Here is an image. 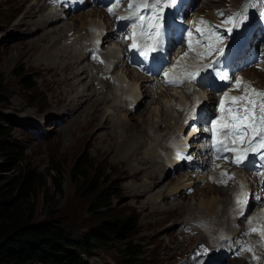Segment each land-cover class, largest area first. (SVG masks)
I'll return each mask as SVG.
<instances>
[{
    "label": "bare ground",
    "instance_id": "6f19581e",
    "mask_svg": "<svg viewBox=\"0 0 264 264\" xmlns=\"http://www.w3.org/2000/svg\"><path fill=\"white\" fill-rule=\"evenodd\" d=\"M21 1L25 2L26 0ZM35 1L40 3L42 0H31L30 7L32 12L29 11V15L26 16L27 20L25 18L18 19L16 16L6 22L5 25L3 24V26L6 29L10 27L9 32L17 31L24 33L25 31L18 29L22 28L25 24L26 26L27 24H31L32 29L36 28L38 31H44L46 29L48 30L52 24V22H49L51 17L67 19L65 11L58 9V5L62 3L63 7L67 3V0H54L55 2L48 6L49 9L47 8V10L44 9V6H39ZM101 1L103 5L111 2V0ZM84 4L85 2L80 3V5ZM245 4L248 5L247 12L245 13L246 19L241 21L239 29H236L233 24L222 23V20H226L228 15L242 12ZM218 6H222V8L212 11L205 10ZM121 8L123 10L122 16L129 15L127 4ZM121 8H115V15H118ZM203 10L205 12H200L201 14L196 18V23L199 25L201 18L210 22L209 25L205 26L204 30H207L210 26L215 36H221L223 43L217 45V47H222L226 51L222 56L218 55L217 52L211 56L201 58L194 52L189 51L187 47H183L177 53L172 63L168 65L170 69L166 71L175 78L184 79L185 71L190 72L201 69V76L203 78H198L197 81L193 82L185 80L183 83L184 87L181 89H179L181 86L165 89L160 85H156L153 80L149 79V76L142 73L138 68L131 69V64H127L124 70L116 71L117 66L121 65L125 60V47L119 43V39L118 41L114 40L118 35L119 27L115 26L114 20H109V17L106 15L108 11L102 7H97L88 13L86 12L87 14H83L85 16L79 15L81 18L79 29L74 28V26L68 29L66 28L68 25H64L66 28L64 29L65 32H58L60 35L58 34L59 36L55 37V39L53 37L54 34L51 33L54 29L51 32H45H49L48 34L43 33V36L41 35L36 40L38 48L42 50V54H39L40 60H43L41 61V63L43 62L41 68L46 70V75H51L52 80L58 77L56 80V89L50 101L51 108L49 107L50 109H47L46 119L53 123V127L55 128H58L61 124L65 125V130L69 132H72L73 129L71 130V128H76V141H83L84 139L82 140L81 134L84 133L83 135H87L94 129L92 135L90 136L91 133L89 134L90 138L88 142L93 140L96 143L90 145L95 148L103 161L111 158L117 164L116 167H113L115 170H120L117 173H121L122 175L118 180L131 179L136 184H138L137 182L140 183V191L133 192H137L139 199L147 198L143 206L146 209L152 208L155 210L157 204H160L159 202L164 203L167 199L178 194H184V197H186L185 193L187 192L191 194L190 196L193 201L188 209L189 217H187L188 220L182 221V224L186 221L188 223L180 226L182 231L180 233L183 234L184 240H190L191 238V244L197 243L198 240L204 242L209 239L206 246H211L212 248L201 257L195 256L193 260L185 258L181 264H213L212 261L214 259L223 255L231 259V264H264V247L261 246V237L259 234H251L250 232L252 227H258L264 230V167L259 166V161H257L256 167H252L251 165L237 167L223 159L215 160L217 164L209 172H195L197 174L196 177H193L195 174L193 172L180 173L178 174V178L176 176L177 180L171 186L172 188L169 185L159 187L164 172H171L172 170L180 172L185 167V165H180L175 161L174 154L177 151L176 145L193 140H200L202 135L207 133L205 129L197 131V127L195 126L186 136H183L184 129L190 125L189 119L192 118L191 121L196 125L208 121L211 116V113L208 112L209 109L218 105L225 91H227L229 97L233 94L241 96L246 94L244 87L247 84L257 91H264V78L261 80V77L264 76V50L258 62L249 66V69L241 74L244 82L240 90H237L234 85L230 87L231 81L218 85L216 81L204 77L210 71L213 73L226 72L231 76L234 71L247 65L253 59V54L248 50L249 47H253L254 43L261 38L263 40L262 45H264V0H251V2L250 0H211L210 2H203L200 11ZM151 11L154 12L155 10H145L144 12ZM221 11L226 14L224 17L218 14ZM37 12H39L40 17L43 16L44 20L41 19L40 22H32V19H30L31 14ZM164 15L166 27L163 30L162 53L155 60L150 58L147 61L137 56L138 60L140 59L148 64V68L145 69H150L159 60H162L161 64L165 63L164 56H166L170 47L177 40V38H173L170 40L169 45H167L166 35L169 29L168 24L172 18L170 11H167ZM255 20L256 24L258 20V27L259 25L260 28L262 27L260 32H257L255 25H252L253 22L255 23ZM94 25L98 26L94 27ZM227 28H233V32L227 33L225 31ZM91 29H95V31H91ZM72 30L74 31L73 35L68 37V32ZM28 33H32V30L29 29ZM128 35H130L129 31ZM215 36L208 35L200 37H209L210 42L215 43ZM87 39L93 41L91 45L89 44L90 46L86 44ZM50 40H53V45L49 44L48 47H45L46 45H43V43H50ZM137 40L140 43L144 42L143 37H138ZM96 41L99 49L93 45ZM68 42L71 44H68ZM108 42H113L114 47H110L108 56L105 55V52L102 53L100 60L104 61V63H100L94 58L97 57L96 51L104 49V44ZM33 46L34 44L29 45L28 50L32 49ZM234 46L241 50L235 53ZM9 47L11 48L10 44ZM194 47L197 53L200 52L196 46ZM15 48H19L20 52H24L26 45L19 43ZM185 52H188L186 57L184 56ZM133 53L136 52L128 50L127 54L131 55ZM231 54L232 57H230ZM187 58H193L195 61L186 66L183 63L184 59L186 60ZM86 60H88V64H84ZM106 61L107 64L105 65ZM209 64L212 65L211 68L207 67ZM64 72L68 74L67 77L60 79V74H64ZM95 73L98 75H95ZM114 73L116 74L114 75ZM67 78H73L75 80L74 83L69 85L68 89L71 91L69 94L61 90V87L66 85ZM86 79H89V82H86ZM95 84L100 85V88L98 89ZM196 86L200 87V90H197ZM139 88L148 96L147 98L155 99V95H158L157 98L159 99L150 104V117L144 119L142 116L138 121L139 124L136 125L135 123H131L134 114L133 110L143 106L144 103V99L140 100L144 94H140ZM91 90L93 92L88 93ZM247 94L250 95V90ZM172 96L180 100V104L177 106V112L175 110V116L171 114ZM184 98L192 101H185ZM252 98L258 102L262 99L259 97ZM195 100L196 104H194ZM92 103L94 104V115L88 114L86 111H80L84 107L83 104L89 105ZM106 104L107 107L105 108L104 105ZM230 104V100L226 101V108ZM97 105L102 107L100 108V112ZM134 105H137V107H134ZM103 108L105 109L103 110ZM203 111L207 113L202 114ZM59 114L63 115V120L57 119ZM219 115L220 113L218 111ZM171 117H173L174 122L170 124ZM18 121L21 122L19 119ZM84 122L89 127H94L85 132L87 127H83ZM141 125H143L142 128ZM105 127L112 128V131H100L101 133H99V130L105 129ZM138 129L141 133L139 136H137V133H134ZM143 133L145 135L144 137ZM207 163L205 160L201 162L205 168L207 167ZM227 164H229V168L226 167ZM224 171L235 175V179L229 180L227 186L217 183V181L222 179H228L227 177L221 176V172ZM241 171L251 173L237 177L236 173ZM202 184L207 185V187L199 190L201 192L200 198H193L195 191L201 188ZM213 184L219 185L222 189L213 187ZM241 184L244 185L243 189L240 187ZM127 186L131 187L133 185L127 184ZM157 187L160 189L154 193ZM225 192L227 193L226 195ZM241 192L248 196V203L244 207L243 213L235 202V197L240 195ZM172 207L175 208L176 204L171 205ZM170 229H173V227ZM233 229L236 231L234 232ZM172 236H175L174 233H172ZM193 241L195 242L193 243ZM185 242L189 243V241ZM184 243H182V253L185 252L186 248ZM242 246L251 247L253 249L252 253L241 251L237 255V250ZM195 250L197 252L198 248L196 247ZM254 257L256 258L254 259ZM169 258L173 259V256H169Z\"/></svg>",
    "mask_w": 264,
    "mask_h": 264
},
{
    "label": "rangeland",
    "instance_id": "374dc122",
    "mask_svg": "<svg viewBox=\"0 0 264 264\" xmlns=\"http://www.w3.org/2000/svg\"><path fill=\"white\" fill-rule=\"evenodd\" d=\"M91 1L95 2V8L102 7L103 9H105V7L107 6L103 5L101 0ZM184 1L185 0H182L183 3ZM201 1L202 0H200V2ZM210 1L211 0L203 2ZM54 2V0H42L40 3H37L39 6H44V9L47 10L48 6H50ZM30 3L31 0H26L25 2H22L21 0H0V88L3 91V95L5 94V92L7 94L9 91L6 103H4L3 101V103L0 105V120L4 119L3 121H0V124L9 129L10 135L13 136L12 140L20 144L22 152L20 163H10L5 160V158L0 156V186H5L11 179L18 176L23 167L30 166L31 169L36 173V175L41 178V182L38 183L36 189L37 191L35 197L33 198V204L35 205L36 209L35 220H60L64 224V226L72 233V235L77 238L79 236L85 235L90 229L99 225L101 223V219L103 218L102 214H97L92 210V208L97 205L98 195L91 193V190L88 189V184L91 179L95 178V180L100 184L104 183L106 186H111V188H113L114 192L116 193L111 201L112 206L110 209L111 211H109L110 214L121 216L122 218L127 219L131 218L134 221L138 220V230L140 233L136 238V244L145 254V258L142 259L143 264H181L185 258L193 260L195 256L201 257L212 248L211 246H206V243L209 239L205 240L204 242H200V240H198L197 243L191 244V238V242L189 239L184 240L183 234L180 233L182 232L180 226L188 223V221H186L182 224V221L188 220V209L191 202L193 201L190 196L191 194H188L189 192H183L185 193L186 197H184V194H178L177 196H173L167 199L164 203L159 202L160 204H157V206L155 205V210L152 208L146 209L143 206L147 198L145 197L139 199L137 197V192H139L141 189L140 183L137 182L138 184H136L131 179L118 180L122 177V175L121 173H117L120 170L114 169L117 164L113 162L111 158H107L105 161H103V159L99 157V153H97L95 148L90 145L96 143H94L93 140H90L88 142L94 129L91 130L87 135H83L84 133L81 134L82 140L84 139L83 141H76V128H71V130L73 129L72 132L66 131V127L63 124L59 125L58 128H55L53 127V123L49 122L48 119H46L47 109L51 108L50 101L54 95V91L56 89V80L58 79V77L52 80L51 75H46V70L44 68H41V65L43 64V62L41 63V61L43 60H40L39 54H42V50L38 48L36 40H38L41 35L43 36V33L48 34L53 29L54 30L51 33L54 34V39L55 37L60 35L59 33H64V29L66 28L69 29L74 26V28L76 27L79 29L81 19L79 15L85 16L83 14H87L88 12H90V10L93 11V9L95 8L86 7L88 3L84 5L79 4L80 10L71 12L70 9L66 6L67 3L64 4L63 7V4L60 3L58 5V9L65 11V13L67 14V19H57L56 17H51L49 19V22H52V24L50 25L48 30L46 29L44 31H38L36 28L32 29L33 27L31 26V24H27V26L26 24H23L24 26L22 28H19L18 30H23L25 31L24 33L17 31L9 32V29L11 28L9 27L8 29H6L3 24L5 25L6 22L12 20L16 16L18 19L25 18V20H27L26 16L29 15V11L32 12ZM198 3L199 0H196L192 4V7H195ZM225 3L227 2L225 1ZM222 6L205 10H217L222 8ZM205 10L200 12L204 13ZM38 14L39 12L31 14L30 19H32V22H40L41 19L44 20L43 16L40 17V14ZM35 15H37L38 17ZM106 15L109 17V20H113L111 18L112 16H110L109 13H107ZM188 20H191V16H189ZM173 22L175 23V26L178 25V18L173 19ZM64 25L68 26L65 28ZM252 25H256L258 27V20L257 24L255 20V23L253 22ZM97 26L98 25H94V27ZM261 28L259 25L258 30L256 28L257 32H260ZM29 29L32 30V33L30 34L28 33ZM47 31L49 32L45 33ZM68 33V37H70L73 35L74 31L72 30ZM53 40H50V43L44 42L43 45H46L45 47H48L49 44L53 45ZM89 40H91V38H89ZM89 40L87 42L85 41L87 45H91V43L93 42ZM261 41H263L262 38L259 39V42L257 40L252 47L255 57L257 58L260 53L258 54L254 48H260V51H263L264 47L261 48L262 43L259 44ZM19 43H24L26 45L24 52H20L19 48H15L19 45ZM9 44L11 48L9 47ZM31 44H34V46L32 47V49L28 50V47ZM68 44L71 43L68 42ZM111 44L113 45L114 43L108 42L107 44H104L103 50L106 56H108V50L114 47V45L112 46ZM93 45L94 47H97V49H99L97 41ZM218 55L220 54L218 53ZM230 57H232V54L230 55ZM165 60V62L168 61L167 58H165ZM193 61H195L193 58H187L183 64L188 66ZM87 62L88 60H86L84 64H88ZM125 67L126 60H124L121 65L117 66L116 71L121 69L124 70ZM243 69L244 68H242L241 70ZM61 74L60 79H65L68 75L66 72H64L65 75ZM115 74L116 73H114V75ZM233 74H235V71ZM95 75L98 74L95 73ZM236 75L238 78H240L241 73L237 72ZM82 76H84V74H82ZM262 78H264V76L261 77V80ZM25 79L28 80V87L24 84ZM74 81L75 80L73 78H67V83L66 85L61 87V90L65 91V93L68 94L71 93L68 88L71 83H74ZM86 82H89V79H86ZM95 85L98 89L100 88V85ZM139 90L140 94H144L145 97L141 96L140 98V100L144 99L143 106L139 107L138 109L135 108L133 110L134 114L131 123H135L136 125L139 124L138 121L140 118H142V116L144 119H148L150 117L151 109L149 108V106L151 103L155 102V100L159 99L157 98L158 95H155V99L147 98L148 96H146V94L142 92V89L139 88ZM197 90H200V87H197ZM92 92L93 90L88 91V93ZM31 100L33 101V104ZM184 100L189 102L192 101L186 98H184ZM178 104H180V100L172 96L171 114L173 116L176 115ZM194 104H196V100ZM89 105L83 104L84 107L80 111H86L88 114L94 115V104L92 103ZM70 106L71 108H73L72 105ZM104 106L106 108L107 104ZM97 107L100 112V108L102 107L100 105H97ZM134 107H137V105H134ZM105 108H103V110ZM157 116L159 117V115ZM18 119L21 120V122L18 121ZM57 119L63 120V115L59 114L57 116ZM172 122H174L173 117H171L170 119V124ZM86 125L87 124L84 122L83 127H87L85 132L94 127H89L88 125ZM142 127L143 125H141V128ZM188 128L189 127L184 129L183 136H186L192 130L191 128L188 130ZM111 129L112 128L105 127V129L103 128L99 130V133L111 132ZM138 130L134 131V133L138 134L137 136L141 135V129L139 131ZM144 133L143 137L145 136ZM85 165H88V168H85ZM226 167L229 168V164H227ZM183 170L180 172H176L174 170H172L171 172H164L159 187L161 188L164 185H169L170 188H172L171 186L175 184V181L178 178V174H185L189 172L185 169ZM192 172L195 173V171ZM249 173L251 172L241 171L236 174L237 177H240ZM129 177L131 178V176ZM127 184L133 186L130 187L127 186ZM134 184L138 188L134 187ZM206 187L207 185L202 184L201 188L195 191V196L192 195L194 196L193 198L199 199L201 193L199 190ZM213 187L222 189L219 185L216 184H213ZM160 188L157 187V189L154 190V193L157 192ZM133 191L137 192L134 193ZM226 194L227 193L225 192V195ZM174 203L176 204V207H172V209L171 205L173 206ZM172 227L173 229H170ZM167 229L169 230L167 231ZM234 229L233 231L235 232L236 230ZM172 233H174L175 236H172ZM186 236L189 237L188 235ZM183 241H189V243H184ZM194 242L195 241H193V243ZM182 243H184V245L186 246L184 253H182ZM120 247V243L117 241L104 245L94 254L92 258L87 260V263L119 264L121 261ZM196 247L198 248L197 252L195 250ZM169 256H173V259H170ZM230 260L231 259L229 257L223 255L214 259L212 263L231 264Z\"/></svg>",
    "mask_w": 264,
    "mask_h": 264
},
{
    "label": "trees",
    "instance_id": "16d2710c",
    "mask_svg": "<svg viewBox=\"0 0 264 264\" xmlns=\"http://www.w3.org/2000/svg\"><path fill=\"white\" fill-rule=\"evenodd\" d=\"M24 84L29 86L27 79ZM2 93L0 88V105L6 103L9 91ZM12 139L9 129L0 124V156L20 163L21 146ZM40 182L31 167L25 166L18 176L0 186V264H88L102 246L114 241L121 246L119 264H143L145 254L136 244L138 220L110 214L116 194L111 186L91 179L88 189L98 195L92 210L103 218L99 225L75 238L60 220H35L33 198Z\"/></svg>",
    "mask_w": 264,
    "mask_h": 264
},
{
    "label": "snow or ice",
    "instance_id": "6c2138e0",
    "mask_svg": "<svg viewBox=\"0 0 264 264\" xmlns=\"http://www.w3.org/2000/svg\"><path fill=\"white\" fill-rule=\"evenodd\" d=\"M125 0H111V4L106 7L109 15L114 17L117 22H129L126 24V31L130 32V35L122 37L125 41H131L129 44V50L136 52L142 60L147 61L150 58L155 60L158 55L162 53L164 28L166 27V20L164 16V10H171L177 5L178 0H127V16H116L113 10L114 5L124 3ZM251 2V0H250ZM248 5L245 4L244 10L234 15H228L226 20H222V23L233 24L236 29L241 26V21L246 19L245 13L247 12ZM155 10L151 15L145 16L142 14L145 10ZM221 17L226 14L224 12L218 13ZM200 24L209 25L210 22L205 21L203 18L199 21ZM95 31V29H91ZM227 33H232L233 28H227ZM215 36L211 27L207 30L200 28L195 31L187 30L182 43L186 44L189 51L194 52L201 58L205 56H211L214 53H219L221 56L224 54V48L217 47V45L223 43L221 36H215V43L209 44L199 39H195L197 36ZM143 37L144 42H138L137 38ZM195 45L205 49L203 52H196ZM188 52L184 53L186 57ZM100 63L104 61L99 57H94ZM179 63V62H177ZM211 68L212 65L207 66ZM163 82L166 86L179 87L186 81H197L198 78L202 79L201 69L195 71H185L184 79H178L171 76L167 71L161 69ZM216 78L222 82H229L230 87L234 85L237 90L241 89L242 79H236L235 74L229 75L226 72H217ZM250 86L244 87L246 94L241 96H228L227 91L224 92L223 98L218 103V111L220 115L212 120L208 121L205 131L210 134V154L215 160L223 159L226 162L232 163L237 167H252L257 166V161L260 162V167H264V91H257L255 88L250 89ZM252 97L262 98L260 102ZM230 100L231 104L226 108V101ZM227 113V115H225ZM179 155V154H178ZM222 177L228 179H222L217 181L218 184L227 186L229 180H234L235 175L230 174L227 171L221 172ZM241 189L244 185H240ZM235 202L243 213V209L248 203L247 194L241 192L240 195L235 197ZM250 222V221H249ZM251 234H259L261 237V246L264 247V230L258 227H252ZM241 251H247L252 253L251 247H241L237 250V255ZM256 257H254L255 259Z\"/></svg>",
    "mask_w": 264,
    "mask_h": 264
}]
</instances>
